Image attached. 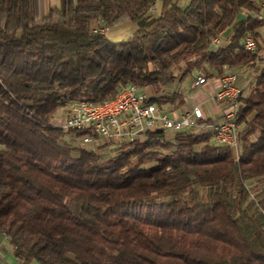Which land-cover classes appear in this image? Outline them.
I'll return each mask as SVG.
<instances>
[{
	"label": "trees",
	"instance_id": "obj_1",
	"mask_svg": "<svg viewBox=\"0 0 264 264\" xmlns=\"http://www.w3.org/2000/svg\"><path fill=\"white\" fill-rule=\"evenodd\" d=\"M155 2L60 0L42 15L41 0H0V234L20 262L264 264V0H162L148 13ZM125 20L128 38L93 32ZM243 69L238 150L213 129L163 127L86 145L54 122L128 84L172 111L185 103L172 84Z\"/></svg>",
	"mask_w": 264,
	"mask_h": 264
},
{
	"label": "built area",
	"instance_id": "obj_2",
	"mask_svg": "<svg viewBox=\"0 0 264 264\" xmlns=\"http://www.w3.org/2000/svg\"><path fill=\"white\" fill-rule=\"evenodd\" d=\"M152 13L155 8H152ZM264 11V2H262ZM262 11L257 17L262 18ZM104 25L93 28L95 34L105 33ZM219 43V39H215ZM246 49L254 51L257 48L256 39L247 35L244 39ZM208 78L202 74L194 80L195 86L207 83ZM220 85L215 93L219 103L230 104V109L221 121H208L203 108L194 105L179 116L172 111L160 109L149 95L134 84L125 86L119 94L108 101L96 103L91 100H81L67 106V110H60L61 117L57 124L65 129L83 131L82 143L86 145L102 142L138 141L145 138L149 129L163 127L174 133L186 130L198 132L207 129L214 130V140L228 145L236 150L240 147L239 127L235 117L243 87L239 85L238 74L229 72L219 77ZM61 113V115H60Z\"/></svg>",
	"mask_w": 264,
	"mask_h": 264
},
{
	"label": "crops",
	"instance_id": "obj_3",
	"mask_svg": "<svg viewBox=\"0 0 264 264\" xmlns=\"http://www.w3.org/2000/svg\"><path fill=\"white\" fill-rule=\"evenodd\" d=\"M59 7H60V0H41L42 15L46 14L49 9L59 8ZM97 25H103V23L100 22ZM112 29L115 30L113 31L114 33L113 35H116V37L125 36L133 33L137 29V23L132 20H125L117 24L116 27H112ZM112 29L110 27H107L105 34L107 35L108 32H110V30ZM238 74H239V82L244 86H247L248 83L252 80V75L246 69L239 71ZM219 85H220L219 76L208 78L207 83L202 85L204 86L203 90L197 95V97H200L199 100L194 104V105H200L203 108L206 117L211 118V120L214 122L221 121L225 113L230 109V104L219 103L218 101H216L214 97L216 91L219 88ZM186 102H188V98L185 95V103L182 106L172 110V112L176 116H179L185 110L191 108L192 106H188ZM204 103H206L207 108L204 106ZM0 264H34V263L20 262L16 258L14 254V247L10 244L8 238L4 234H0Z\"/></svg>",
	"mask_w": 264,
	"mask_h": 264
},
{
	"label": "rangeland",
	"instance_id": "obj_4",
	"mask_svg": "<svg viewBox=\"0 0 264 264\" xmlns=\"http://www.w3.org/2000/svg\"><path fill=\"white\" fill-rule=\"evenodd\" d=\"M161 1V2H160ZM189 0H179V4H181L182 6L187 5ZM160 4V5H159ZM161 6H162V0H156L155 4L151 7V9L149 10L148 13L154 14L157 13L161 10ZM152 8H155V12L152 13ZM263 16H264V11H262ZM119 24V23H118ZM96 25V24H95ZM97 26H101V25H97ZM117 24L114 25H110L109 27L112 29V27H116ZM113 31H115L114 29L110 30V32H108V36L112 39V40H121V39H125L128 38L129 36L132 35L128 34L125 36H120V37H116V35H113ZM112 32V33H111ZM260 42L263 46L264 49V26L260 29ZM120 35V34H119ZM234 72L239 73L238 70H234ZM197 76V73L195 72V74L188 76L182 83H180L179 81L175 84H172V87H176L177 90H180L182 92H184V94L186 95V97L188 98V102H186V104L188 106H193L200 97H197L198 93H200L203 90L204 86H195L194 85V78ZM204 106L206 107V103H204ZM207 108V107H206ZM60 111H58L59 113ZM61 115V113H60ZM61 117L59 116V114L56 115L54 122L57 123ZM169 133H173L172 131L168 130ZM215 143L218 144V142L215 141ZM90 147V146H88Z\"/></svg>",
	"mask_w": 264,
	"mask_h": 264
}]
</instances>
